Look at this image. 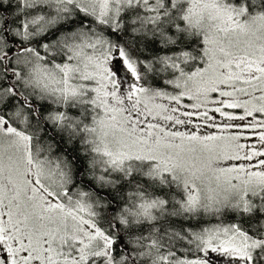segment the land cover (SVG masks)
Segmentation results:
<instances>
[{
    "label": "snow or ice",
    "instance_id": "6c2138e0",
    "mask_svg": "<svg viewBox=\"0 0 264 264\" xmlns=\"http://www.w3.org/2000/svg\"><path fill=\"white\" fill-rule=\"evenodd\" d=\"M0 264H264V0H0Z\"/></svg>",
    "mask_w": 264,
    "mask_h": 264
}]
</instances>
